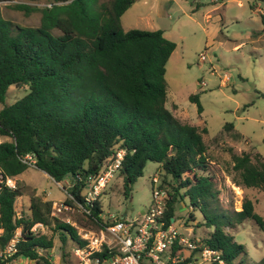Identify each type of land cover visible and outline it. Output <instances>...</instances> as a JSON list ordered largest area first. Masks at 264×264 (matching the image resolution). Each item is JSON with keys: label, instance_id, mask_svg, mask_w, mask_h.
I'll return each mask as SVG.
<instances>
[{"label": "trees", "instance_id": "obj_1", "mask_svg": "<svg viewBox=\"0 0 264 264\" xmlns=\"http://www.w3.org/2000/svg\"><path fill=\"white\" fill-rule=\"evenodd\" d=\"M24 1L13 8L39 12L37 26L15 24L0 12V135L9 138L0 142V264L20 259L52 264L55 235L62 264H68L63 247L82 244L75 227L51 214V201L31 196L28 213L18 215L15 201L24 190L17 181L8 186L6 178L32 165L56 182L70 177L66 191L72 198L64 203L81 204L85 218L80 225L98 229L104 225L101 203L86 204L81 189L85 177L107 164L118 148L125 150L117 174L125 198L146 163H158L167 192L166 222L178 218V204L187 197L201 212V224L210 229L201 239L223 264H249L244 245L226 229L251 220L264 234V217L250 199H244L240 210L212 204L216 195L202 132L179 121L165 105V66L176 44L160 29H123L121 16L134 0H46L50 6L42 7L35 6L41 0ZM250 1L251 8L264 3ZM260 15L263 32L264 8ZM11 85H26L28 92L5 104ZM189 99L201 112L198 95ZM231 158L237 183L264 190V161L254 163L249 152L232 153ZM189 219L195 216L191 213ZM37 223L49 234L35 232ZM12 240L14 250L8 255ZM250 264H264V256Z\"/></svg>", "mask_w": 264, "mask_h": 264}, {"label": "rangeland", "instance_id": "obj_2", "mask_svg": "<svg viewBox=\"0 0 264 264\" xmlns=\"http://www.w3.org/2000/svg\"><path fill=\"white\" fill-rule=\"evenodd\" d=\"M21 2L25 1L0 0L2 16L15 24L37 26L39 12L27 14L13 8L15 3ZM45 4L46 0H41L35 6ZM250 5V0H134L121 16V25L124 30L160 29L176 44L165 66V105L179 121L197 126L202 132L209 162L208 173L213 177L212 190L216 195L211 199L212 204L240 210L244 199H250L255 211L264 217V190L237 183L231 158L232 153L249 152L254 163L258 159L264 161V31L260 15L264 3H259L257 10H252ZM201 55L205 56L204 60L200 59ZM27 92L26 85H11L5 104L14 103ZM194 94L198 95L201 112L189 99ZM2 106L0 104V108ZM226 124H232L233 128H225ZM27 171L31 173L30 180H33L38 194H48V198L60 202L69 198L63 185L70 187V177L59 185L37 168L28 167ZM163 173L158 163L147 162L143 175L132 184L127 198L123 195L122 178L116 175L98 198L102 215L109 212L142 218L151 204L152 190L157 184L152 178L162 179ZM167 179L173 183L171 178ZM22 188L24 192H30L29 187ZM87 192L85 185L81 195ZM179 193L183 195L184 191ZM182 199L176 211L175 225L185 233L192 230L200 238L207 236L210 229L201 224L203 219L199 209L193 207L187 197ZM83 213V208L73 202L69 208L58 212L57 217L69 218L81 226L82 218H85ZM191 213L194 220L189 219ZM226 231L244 245L246 263L256 262L264 256V234L253 221L245 220ZM54 240L52 258L54 256L56 264H62V248L57 235ZM71 248L68 243L63 247L67 253L64 259L68 264H75Z\"/></svg>", "mask_w": 264, "mask_h": 264}, {"label": "built area", "instance_id": "obj_3", "mask_svg": "<svg viewBox=\"0 0 264 264\" xmlns=\"http://www.w3.org/2000/svg\"><path fill=\"white\" fill-rule=\"evenodd\" d=\"M45 5L50 6V3ZM200 59L204 60L205 56L201 55ZM124 153L123 148H118L107 164L96 173L85 177L84 183L88 192L83 198L86 204L97 201L107 184L118 174ZM26 157L32 160L31 156ZM161 180L153 176L152 182L157 184L152 190L151 204L143 212L142 218H128L126 215L118 216L107 212L102 217L104 225L98 229H87L69 218L64 219L76 228L82 240V244L73 245L71 248L75 264H223L219 253L193 234L192 230L189 233L179 230L174 218L166 222L164 210L167 192L162 187ZM2 181L0 171V182ZM5 181L8 186H15L12 178H6ZM68 196L72 198L71 195ZM69 207L64 201L57 203L52 207L51 214L57 216L58 212ZM83 210L85 211L84 208ZM35 227L36 225L32 228L34 231ZM14 242L15 240H12L6 249L8 255L14 250ZM103 252L105 255H102Z\"/></svg>", "mask_w": 264, "mask_h": 264}, {"label": "crops", "instance_id": "obj_4", "mask_svg": "<svg viewBox=\"0 0 264 264\" xmlns=\"http://www.w3.org/2000/svg\"><path fill=\"white\" fill-rule=\"evenodd\" d=\"M260 2H257L255 3L256 4V7L254 6L252 8V10H257L258 9V5H259ZM261 12V11H260ZM125 13V12H124ZM164 34V32H163ZM4 140H9L8 137H5V136H1L0 135V142L1 141H4ZM31 168H36L35 166H30ZM28 169V168H27ZM27 169H25L22 173H20L18 176L14 177L13 179L15 181H17L20 186H27L30 188V192H24V194H22L21 196H18L16 198V201H15V206H16V210H17V214L20 215V214H25V213H28V207H29V203H30V197L31 196H38L40 197L42 200L44 201H51L52 202V207L57 204V203H60V200H56V199H50L48 198V194H38L37 193V190H36V186L35 184L32 182L33 180H30L31 178V173L27 171ZM45 173V172H44ZM64 182H66V178L64 180H62L61 182H56L57 184L61 185L62 183L64 184ZM63 188L66 189L67 188V185H63ZM68 194V193H67ZM65 201V200H63ZM62 201V202H63ZM125 215V214H124ZM36 227H35V232H38V233H48L49 234V231L47 230V228L45 226H43L42 224L40 225V223H37L35 224ZM54 243H55V240H54ZM61 245V244H60ZM55 246V245H54ZM53 246V247H54ZM53 249V248H52ZM51 255H52V250H51ZM28 262V264H30L32 261L30 260H27V259H20L18 260V264H24V262ZM17 262V261H16ZM14 262V264L16 263ZM51 262L52 264H56V260H54V256L53 258L51 257ZM17 264V263H16Z\"/></svg>", "mask_w": 264, "mask_h": 264}, {"label": "water", "instance_id": "obj_5", "mask_svg": "<svg viewBox=\"0 0 264 264\" xmlns=\"http://www.w3.org/2000/svg\"><path fill=\"white\" fill-rule=\"evenodd\" d=\"M123 216H124V214H123Z\"/></svg>", "mask_w": 264, "mask_h": 264}, {"label": "clouds", "instance_id": "obj_6", "mask_svg": "<svg viewBox=\"0 0 264 264\" xmlns=\"http://www.w3.org/2000/svg\"><path fill=\"white\" fill-rule=\"evenodd\" d=\"M13 179V178H12Z\"/></svg>", "mask_w": 264, "mask_h": 264}]
</instances>
